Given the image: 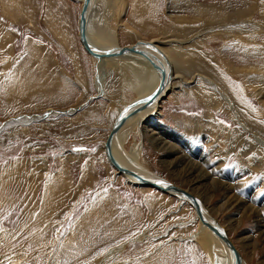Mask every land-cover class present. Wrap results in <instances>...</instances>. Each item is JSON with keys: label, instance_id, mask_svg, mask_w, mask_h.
Segmentation results:
<instances>
[{"label": "rangeland", "instance_id": "374dc122", "mask_svg": "<svg viewBox=\"0 0 264 264\" xmlns=\"http://www.w3.org/2000/svg\"><path fill=\"white\" fill-rule=\"evenodd\" d=\"M108 1L96 40H157L161 66L181 75L119 151L204 199L241 256L264 264V147L251 124L264 125V0ZM82 3L0 0V264H221L191 237L201 220L188 202L109 162L136 81L109 61L103 96L88 100L99 59L80 41Z\"/></svg>", "mask_w": 264, "mask_h": 264}, {"label": "bare ground", "instance_id": "6f19581e", "mask_svg": "<svg viewBox=\"0 0 264 264\" xmlns=\"http://www.w3.org/2000/svg\"><path fill=\"white\" fill-rule=\"evenodd\" d=\"M103 2L109 3L108 0H92V2H91L90 11H89V14H88V17H87L88 18V20H87L88 37L97 47H99V48H101V47L110 48L109 46L104 45L103 43H100L98 40H96V38L94 36V27H95L97 22H101V16H102V13H103L101 5H102ZM81 11H82V9H81ZM79 20H80V18H79ZM246 20H250V19L246 18L245 21ZM247 22H249V21H247ZM78 25H79V23H78ZM79 27H80V25H79ZM238 31H240V30H238ZM241 32H243V31H241ZM250 34H253V33H250ZM249 38L251 39V36H249ZM156 43L157 44H161L160 42L158 43L157 40H150L149 42L140 41V42H137V43H134V44L139 45V48H141V49L145 50L146 52L152 54L156 58V55H155L156 53L154 51V46H153ZM82 44H83V42H82ZM83 46H84V44H83ZM128 46H132V45H128ZM121 47H124V46H121ZM84 48L87 50V48L85 46H84ZM111 48H113V47H111ZM117 48H120V47H117ZM87 52L91 56H93L94 58L99 59V68H98V72L99 73H98V76H97V88L99 89V91L103 92V90H104L103 83H104L105 77L108 74V72H106V70H104V68H105V64H108L109 61L114 62L115 65L121 66L125 71H127L129 73V76H131L133 79H135L136 87H137V97H136V101L132 102V104H130L128 102V104H127L128 107L126 109H128L129 111L130 110H134L138 106H141V104L143 103L145 98H148L150 95H152V93L156 92V90L159 88L160 83L162 82V76H161V72L162 71L155 65V63H153V61L151 59L152 58L151 56H150L151 58H149L148 56H144V55L139 54L137 52H133V53H126V54L118 53L117 55H108L107 57H103L101 59L100 57H97V56H94L93 54H91L88 50H87ZM155 58L153 57V59L156 61ZM193 59H194V57H193ZM158 62H160L159 59H158ZM185 63L187 64V62H185ZM152 67H154V69L156 71H158V73L160 75L161 81H159L158 85H157V83L155 82V80L153 78ZM176 77H181V75H173V76L170 77V79L166 80L164 89L162 90L160 95L157 96V99L155 100L154 103H152L151 105L149 104V105L142 106L141 108L135 110V112L131 113V115H129L128 120L124 124L120 125V127L118 129V132L115 134L116 137L114 139V142H113L112 148H111L112 152L114 154V157L118 161L119 164H121L124 167L129 168L132 171H135V172L137 171L144 178H146V179H148L150 181H157V182L161 181L162 183H160V184H164V185L166 183L167 184L168 183H173L174 185H176V184L174 182L167 181L164 178L149 172L148 170H146L144 167H142L141 165H139L137 163L130 164L128 161H126L124 159V156L121 154L119 149H120L121 144L125 140V138L130 136V134L133 133L135 130H139L145 120L154 119L156 116H158L160 114V107H161L160 98L162 100L166 96L164 94H165V92L167 90V85L172 86V80L174 78H176ZM203 78L206 81L210 82L212 85H215V82L211 81V79L208 76L205 75V76H203ZM173 85H175V84H173ZM224 85H225V83H224ZM103 94H104V92H103ZM162 94L164 95V97H162L163 96ZM229 97H231V96H229ZM231 101H229V102H231ZM232 103H234V102H232ZM122 108L123 107H121L120 110ZM23 116L25 118H27V119L30 118V116H28V115H23ZM114 124H113V126H114ZM251 124L255 126V128H254L255 131L254 132L256 133V137H258L259 142L262 144V147H264V125L261 124L263 127L261 126L262 127L261 130H259V125L260 124L257 123L256 119ZM250 130L252 131L253 129H250ZM255 133H253V134H255ZM108 137H107V139H108ZM253 137H254V135H253ZM106 155H107V158H108L109 162L112 164V166L114 168H116L117 171L119 172V169L114 166V164L112 163V161L108 157L107 152H106ZM119 173L123 174L128 179L127 181H129L131 184H134L135 186L144 185V186H148V187H151V188L155 187V188L161 190L162 192H164V193H166L168 195L170 194V195H172V196H174L176 198H179L181 201L188 202L194 208L195 212L197 213V217H198L199 213L196 211V208L194 207L193 203L188 198H186V197L184 198L176 190L168 189L166 187V185L165 186H149V185H146V184L142 183L139 180H136L135 178H133L131 176L126 175L122 171L119 172ZM164 182H166V183H164ZM176 186H178V185H176ZM178 187H180V186H178ZM180 188L182 190H187L186 188L185 189L182 188V187H180ZM187 192L190 193L193 197H195L198 200L200 210H202V214L201 215L199 214V219L201 220V225H200L201 228H200V230L198 232L193 233L191 235V237L199 236L200 238H203L205 243H206V245H207V249L210 250L209 251L210 252L209 256H212V257L216 256L215 258H217V260L220 261L221 264H234L235 260H234V256H233L232 249H231L230 245L227 244L225 241H223L219 235L217 236L211 227L216 224L217 226H219L228 235V232L226 231L227 229H224L225 227H222L220 222L213 216V214L210 212L209 208L206 206L207 204H205L203 202L204 199L202 200L198 196H194L189 190H187ZM251 210H254L253 207H252ZM261 232L264 235V229ZM228 237H229V235H228ZM246 237L248 238V235ZM229 239L232 242V244H234L230 237H229ZM201 247L203 248L204 246L201 245ZM236 249H237L238 255H239L238 256V260H239L238 264H250L249 261L245 260L241 256V254H240L241 252L239 251L237 246H236Z\"/></svg>", "mask_w": 264, "mask_h": 264}, {"label": "water", "instance_id": "95a60500", "mask_svg": "<svg viewBox=\"0 0 264 264\" xmlns=\"http://www.w3.org/2000/svg\"><path fill=\"white\" fill-rule=\"evenodd\" d=\"M91 2H92V0H83L82 6H81L82 11H81L80 20H79L80 41L83 42L84 46L87 48V50L91 54H93L94 56L100 57L102 59L103 57H107L108 55H117L118 53L126 54V53L137 52V53L142 54L144 56H148L149 58L152 57L151 59H152L153 63H155V65L162 71L161 72L162 82L160 83L159 88L156 90V92L152 93V95H150L148 98H145V100L143 101L141 106H138L134 110H130V111L125 109L128 112H125V110H122L121 113L119 114V117L116 119V122H115L114 126L112 127L110 133L108 134L109 137L105 143V151L107 152L108 157L110 158V160L112 161L114 166L119 169L120 172L122 171L126 175L131 176V177L135 178L136 180L141 181L142 183H144L146 185H149V186H165L166 185V187L168 189L176 190L184 198L185 197L188 198L193 203L194 207L196 208V211L201 215L202 210H200L198 200L195 197H193L190 193H188L187 190H182L180 187L174 185L173 183L167 184L166 182H164V183H166L164 185V184L158 183L157 181H150V180L144 178L137 171L135 172V171L130 170L127 167L122 166L115 159L111 148H112V144L114 142V139L116 137L115 134L118 132L120 125L124 124L128 120L129 115H131V113L135 112V110H137V109H139L145 105H149V104L151 105L152 103L155 102V100L157 99V96L160 95V93L164 89L166 80L170 79L171 72L167 73V70H165L161 66V62H158L157 57L155 58V56H153L152 54H150V53L146 52L145 50L139 48V45L133 44L132 46H124V47H120V48H114V47L113 48H111V47L110 48H108V47L107 48L106 47L99 48V47H97L88 37V25H87L88 18L87 17H88L89 11H90ZM153 57L156 59V61L153 59ZM103 92L99 91V89H98V95H94V96L90 97L88 100L102 97ZM81 107H83V106L71 108L69 110H56V111L59 113H71V110L77 111ZM12 120H15V119H12ZM6 124H7V122H5L3 125H6ZM211 228L213 229V231L215 232V234L217 236L219 235L223 241H225L227 244L230 245V247L232 249L233 256H234V260H235L234 264H238L239 263L238 251L236 249V246L234 244H232V242L230 241L228 235L216 224L213 225Z\"/></svg>", "mask_w": 264, "mask_h": 264}, {"label": "snow or ice", "instance_id": "6c2138e0", "mask_svg": "<svg viewBox=\"0 0 264 264\" xmlns=\"http://www.w3.org/2000/svg\"><path fill=\"white\" fill-rule=\"evenodd\" d=\"M158 183H162L161 181H158Z\"/></svg>", "mask_w": 264, "mask_h": 264}]
</instances>
